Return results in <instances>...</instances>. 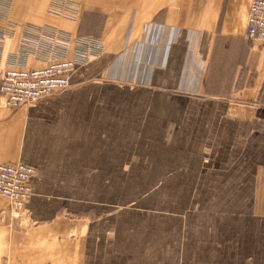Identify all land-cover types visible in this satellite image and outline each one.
I'll use <instances>...</instances> for the list:
<instances>
[{
  "label": "crops",
  "instance_id": "0c3cea01",
  "mask_svg": "<svg viewBox=\"0 0 264 264\" xmlns=\"http://www.w3.org/2000/svg\"><path fill=\"white\" fill-rule=\"evenodd\" d=\"M251 2L85 0L71 20L49 0H0V78L25 37L30 66L72 57L37 38L48 27L104 45L62 92L16 108L0 92V162L36 169L22 211L0 196V264H264Z\"/></svg>",
  "mask_w": 264,
  "mask_h": 264
},
{
  "label": "built area",
  "instance_id": "2783aa9c",
  "mask_svg": "<svg viewBox=\"0 0 264 264\" xmlns=\"http://www.w3.org/2000/svg\"><path fill=\"white\" fill-rule=\"evenodd\" d=\"M49 1L50 12L71 20H76L78 17V8L74 2ZM48 28L37 38L43 43L48 39L53 47H59L61 50H64L65 46L60 47V45L71 43L72 57L62 53L59 58L47 57L41 66H30L28 59L29 53L32 52L28 50L31 48L28 41L31 40L25 37L22 47L11 53L9 66L0 78V92L10 108L30 104L66 90L70 85V72L76 66L85 65L90 59L103 54L104 45L99 38L92 36L71 38L58 29ZM8 34H1L0 37L4 38ZM247 36L264 43V0L251 2L247 19ZM35 173V167L22 161L0 162V196L9 200L14 212L22 211L31 198L33 192L30 182Z\"/></svg>",
  "mask_w": 264,
  "mask_h": 264
},
{
  "label": "rangeland",
  "instance_id": "374dc122",
  "mask_svg": "<svg viewBox=\"0 0 264 264\" xmlns=\"http://www.w3.org/2000/svg\"><path fill=\"white\" fill-rule=\"evenodd\" d=\"M62 1H68V2H70L71 0H62ZM80 1H81V3L79 1H75V2L74 1H71V2H74L76 4V7L78 8V14H77L78 16L81 14V12L83 11L84 8H88L89 7V5H85V0H80ZM102 24H103V21L101 19H99L98 17L96 18V17H92L91 16L90 18H88L87 20H85V25L87 26V28H89L88 29L89 31H91V30L97 31L98 29H100V27L102 26ZM77 35L83 36V35H93V34H85V33L79 34L78 33ZM97 35L98 34H96V38H98ZM85 37H87V36H85ZM102 50L104 52V47L102 48ZM209 87H210V84L207 85V90H209ZM211 87H213V86L211 85ZM216 87H217L218 90L219 89L220 90L222 89L221 91L224 92L225 90H227L228 88H230V85L219 84V85H215L214 88H216Z\"/></svg>",
  "mask_w": 264,
  "mask_h": 264
}]
</instances>
